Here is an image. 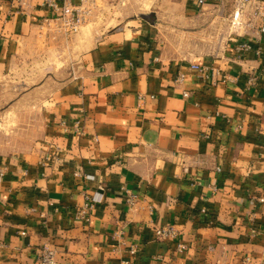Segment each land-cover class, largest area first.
<instances>
[{"label":"crops","instance_id":"1","mask_svg":"<svg viewBox=\"0 0 264 264\" xmlns=\"http://www.w3.org/2000/svg\"><path fill=\"white\" fill-rule=\"evenodd\" d=\"M199 1L91 38L43 28L41 0H0V140L16 141L0 142V264L44 247L57 264H264L262 21L235 33L234 0ZM168 225L178 239L157 237Z\"/></svg>","mask_w":264,"mask_h":264},{"label":"built area","instance_id":"2","mask_svg":"<svg viewBox=\"0 0 264 264\" xmlns=\"http://www.w3.org/2000/svg\"><path fill=\"white\" fill-rule=\"evenodd\" d=\"M21 8L24 10L28 8L29 4L27 0H17ZM103 0H41L42 6L48 8L53 12V17H46L43 19V28H53L55 32L64 34L68 37L74 36L79 33L81 28L88 22L91 15H94L95 11L101 8ZM204 0H200L199 4L203 5ZM234 11L230 20L231 27L236 33L239 30H245L246 27L252 25V21L259 19L262 21L261 32L264 34V0H234ZM238 52H248L253 50V46L248 43H240L238 46ZM257 53L260 54L259 49ZM193 68L200 69L199 66L194 65ZM184 76L180 75L178 82L182 83ZM257 77H251L248 80L249 86L256 84ZM184 97H189L188 93H184ZM62 125L66 126L65 123ZM68 129V126H66ZM73 129L77 134L81 132L80 124L77 122L73 125ZM79 175V174H77ZM94 176L86 175L87 180H94ZM137 199L136 195H130L127 202L133 205ZM102 197L100 196H87L86 202L83 208L79 211L78 216L86 221L89 220L90 214L95 207V204L100 203ZM264 202V199H261ZM205 212V210H203ZM120 237V233L116 234ZM156 235L160 240L178 239L179 231L171 225L160 227L156 229ZM187 247L184 244L179 245L180 251H185ZM131 256H136L138 253L137 246L130 247ZM38 264H57L55 259V252L44 247L41 256L38 260ZM126 264H129L126 262Z\"/></svg>","mask_w":264,"mask_h":264},{"label":"rangeland","instance_id":"3","mask_svg":"<svg viewBox=\"0 0 264 264\" xmlns=\"http://www.w3.org/2000/svg\"><path fill=\"white\" fill-rule=\"evenodd\" d=\"M166 2H168V0H103L101 3V8L96 10L94 15H91L88 22L81 28L80 32L74 36H77L83 32L91 38H94L100 36L104 31L108 32L114 28L118 29L119 27L124 26L126 28L132 27L131 25H135L133 21L136 19L139 20L141 13H151L153 9H157L160 4H164ZM46 54L47 58H45V60L42 62L47 63L43 66H47L46 71H49L48 67L53 64H50V59H48L50 56L49 52H46ZM39 71L40 70L36 68L34 71H30L25 75L28 87H35L43 79L45 71ZM19 79L21 80V77L18 78V80ZM18 80L16 79L15 81ZM9 85L11 86V84ZM18 85L20 84L15 83L14 86L12 84L13 88H19L20 86ZM2 88L4 87L0 85V92ZM8 89H10L9 86ZM44 93L45 92H43V94ZM10 97H12V94H10L9 91H7L6 94H0V136H6V133L7 136L12 134L10 126H7V123L5 125V123H3L1 120V114L7 110L6 108L3 109L1 106L4 105V103H6ZM27 99L34 100L37 98L34 97V92L32 91L31 94L27 96ZM0 142L15 143L16 141H12L11 139H1Z\"/></svg>","mask_w":264,"mask_h":264},{"label":"water","instance_id":"4","mask_svg":"<svg viewBox=\"0 0 264 264\" xmlns=\"http://www.w3.org/2000/svg\"><path fill=\"white\" fill-rule=\"evenodd\" d=\"M152 15H143V18L146 20H151L152 19Z\"/></svg>","mask_w":264,"mask_h":264}]
</instances>
